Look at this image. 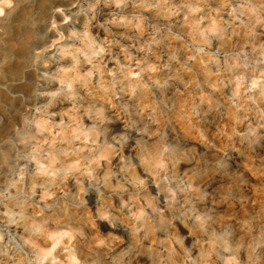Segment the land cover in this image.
<instances>
[{
  "label": "rangeland",
  "instance_id": "374dc122",
  "mask_svg": "<svg viewBox=\"0 0 264 264\" xmlns=\"http://www.w3.org/2000/svg\"><path fill=\"white\" fill-rule=\"evenodd\" d=\"M72 6L0 55V264H264V0Z\"/></svg>",
  "mask_w": 264,
  "mask_h": 264
},
{
  "label": "bare ground",
  "instance_id": "6f19581e",
  "mask_svg": "<svg viewBox=\"0 0 264 264\" xmlns=\"http://www.w3.org/2000/svg\"><path fill=\"white\" fill-rule=\"evenodd\" d=\"M74 2H75V0H35V1L34 0H18L16 3V6L14 8V11L11 13V15L9 17V21L11 22V24L7 23V25L6 24L3 25L5 35L2 38V46L0 49V55H2V57L4 59H7V60L14 58V57H17L16 58V63H17L16 67L17 68L15 67L17 70L21 66H26L30 60V51H31L30 47L33 45L34 41H35V43L40 44L38 37H36V39H33V36H34V33L32 32L33 26H32V24L30 25L31 21L29 19L30 8L32 6H35V8H37V12H36L37 14L36 15H37V19H39V21L35 22V24L37 25V29H42V27H44L46 25V22L50 18L55 17V13H56L55 9L58 7H61L62 19H65L67 17L69 18L68 21L66 22L67 23L66 25L69 26L73 22H76V19H77L75 14L72 13V11H73L72 5ZM51 11H52V13H51ZM53 21H55L54 18H53L52 22ZM65 27L66 26L59 24L57 26V29H56V30L59 29L60 37L64 36L63 37V39H64L63 44H67L68 40H70V35H69L68 31L65 29ZM14 34H16L15 38H14ZM29 37H32V38L29 39V42H28L27 39ZM12 39H14V41H15V46H13V44L11 43V41H13ZM22 39L27 40L26 41L27 43L25 44V41L21 42L20 40H22ZM54 40L55 39H51L50 43L48 45H46V43L49 41V39L45 40L44 42H41V44L44 47H48L54 43ZM35 46H38V45L35 44ZM58 59L62 60V63L60 64V66L66 67L67 62L69 61L70 58L66 54V51L64 49H61L60 50V56ZM50 64H51V61H50ZM17 70H15V71H17ZM18 72L19 71H17V74H18ZM71 73L72 72H69L68 75H70ZM66 75H67L66 73L62 74L61 77L63 76L65 78ZM77 76H78V73H77ZM36 97H39V95ZM41 192L43 193V191H41Z\"/></svg>",
  "mask_w": 264,
  "mask_h": 264
}]
</instances>
